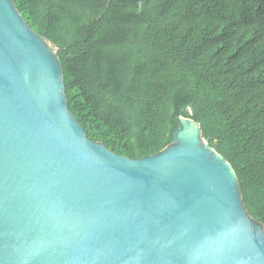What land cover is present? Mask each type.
<instances>
[{"label":"water","instance_id":"obj_1","mask_svg":"<svg viewBox=\"0 0 264 264\" xmlns=\"http://www.w3.org/2000/svg\"><path fill=\"white\" fill-rule=\"evenodd\" d=\"M57 50L0 0V264H264V224L200 123L114 153L70 110Z\"/></svg>","mask_w":264,"mask_h":264},{"label":"trees","instance_id":"obj_2","mask_svg":"<svg viewBox=\"0 0 264 264\" xmlns=\"http://www.w3.org/2000/svg\"><path fill=\"white\" fill-rule=\"evenodd\" d=\"M14 2L57 47L89 139L139 159L192 118L264 224V0Z\"/></svg>","mask_w":264,"mask_h":264}]
</instances>
